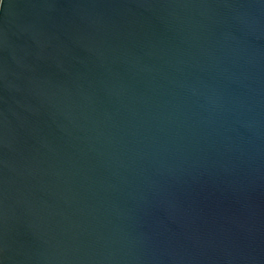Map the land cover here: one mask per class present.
Masks as SVG:
<instances>
[{"label":"water","instance_id":"obj_1","mask_svg":"<svg viewBox=\"0 0 264 264\" xmlns=\"http://www.w3.org/2000/svg\"><path fill=\"white\" fill-rule=\"evenodd\" d=\"M0 264H264V0H2Z\"/></svg>","mask_w":264,"mask_h":264},{"label":"clouds","instance_id":"obj_2","mask_svg":"<svg viewBox=\"0 0 264 264\" xmlns=\"http://www.w3.org/2000/svg\"><path fill=\"white\" fill-rule=\"evenodd\" d=\"M0 3H2V0H0Z\"/></svg>","mask_w":264,"mask_h":264}]
</instances>
